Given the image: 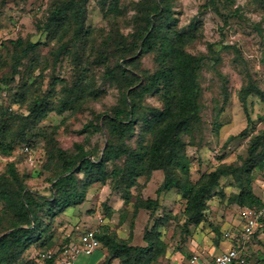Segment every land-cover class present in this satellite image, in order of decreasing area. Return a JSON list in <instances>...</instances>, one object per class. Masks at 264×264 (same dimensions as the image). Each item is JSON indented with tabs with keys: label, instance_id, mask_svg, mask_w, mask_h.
<instances>
[{
	"label": "rangeland",
	"instance_id": "1",
	"mask_svg": "<svg viewBox=\"0 0 264 264\" xmlns=\"http://www.w3.org/2000/svg\"><path fill=\"white\" fill-rule=\"evenodd\" d=\"M166 1L172 9L171 27L186 35L185 49L206 56L200 69V119L193 122L191 133L185 135L186 140L194 143L185 150L189 158L188 177L191 182H196L223 162L248 170L238 171L236 177H221L220 184L210 194L207 219L198 226L185 224L186 198L179 188L163 190L156 206L140 208L135 215L139 186L144 185L140 194L143 198L156 197L164 179L161 169L154 170L150 176L143 169L138 185L132 189L134 197L128 200L114 187L95 183L84 203L70 207L50 222L44 236L52 241V246L46 247L41 240L33 245L26 257L32 259L43 249L58 250L68 238L76 239L91 228L98 227L102 232L107 227L110 230L116 228V231L124 227L131 229L133 221L130 237L134 244L145 243L144 230L159 223L161 237L168 247L154 263L171 264L169 258L180 253L192 264L191 258L197 251L193 248H198V244L222 246L220 242L228 223H233L240 210L248 206L239 205L232 199L233 194L240 193L241 184L252 186L256 193L264 195L262 150L256 154L254 162L257 165L251 167L253 162L249 161L252 139L264 131V0ZM69 2L0 0V76L11 71L8 65L14 49L11 40L23 37L39 41V56L31 72L21 66L23 73L14 77L13 89H0V105L5 111L20 115L16 120H6L8 133L0 129V147L10 141L14 144L12 152L0 156V175L6 172L10 161H18L17 170L26 176L28 186L45 194L50 193L51 186V173L44 167L51 133L55 131L56 140L67 150L74 151L77 144L82 143L96 154H102L109 141L107 127L83 131V126L90 121L102 123L105 116L97 114L112 112L122 91L129 85L141 84L144 76L153 72L164 58L158 47L148 51L142 50L141 46V34L147 27L146 15L152 13V5L160 0H82L85 12L80 35L76 33V21L71 19L70 13V20L62 24L56 22L59 25L56 33L47 30L46 25L56 21L52 18L56 7L65 3L70 5ZM216 56L219 61L215 60ZM112 69L113 78L109 75ZM58 76L64 79V82H57L58 89L65 83L78 87L83 81L85 94L62 113L51 110L34 124L35 115L30 111L34 102L43 100L49 106L55 103V107L60 102V95L48 92L53 78ZM26 80H29L26 92L13 103L11 94ZM253 88L259 89L261 94L249 93ZM143 103L162 108V91L147 94ZM26 117L32 126L27 131L36 145L30 153H24L20 140L23 128L29 125L24 120ZM143 121L142 118L138 121L136 129L140 132L141 142L148 144L151 134L143 131ZM245 128L246 133L242 134ZM42 130L48 133V138ZM137 139L135 136L130 142L135 145ZM3 205L2 198L0 213ZM9 225L10 220L6 217L0 226L4 229ZM261 229L260 238L258 235L251 238L252 255L246 264H264V226ZM118 262L116 259L114 264ZM31 264L37 263L32 260Z\"/></svg>",
	"mask_w": 264,
	"mask_h": 264
},
{
	"label": "trees",
	"instance_id": "2",
	"mask_svg": "<svg viewBox=\"0 0 264 264\" xmlns=\"http://www.w3.org/2000/svg\"><path fill=\"white\" fill-rule=\"evenodd\" d=\"M214 1L211 0V2ZM69 3L70 5L65 3L56 7L52 17L56 21L46 25L47 30L56 33L59 29L56 22L62 24L70 20L68 19L70 13L73 17L71 19L76 21V33L81 34L80 32L84 29L81 20L85 12L84 5L82 0H70ZM151 11L152 13L146 15L147 27L141 34V46L142 50L148 51L158 47L160 55L164 56L160 65L153 72L147 73L141 84L126 87L112 112L97 114L105 116L102 121L104 124L90 121L82 128L85 131L87 128L96 130L103 126L107 127L109 141L103 153L98 155L82 143H78L74 151L67 150L58 143L54 131L47 140L48 157L44 163V167L51 173L49 194L28 186L26 176L17 170L18 161H10L6 172L0 175V203L2 198L4 200L3 210L0 213V225L6 217L10 220L8 227L3 229V226H0V264H31L32 260L35 262L38 252L32 259L26 257L27 253L41 240H44L46 247L52 246V241L49 238L45 239L44 236L50 227V222L70 207L84 203L90 187L95 183L114 187L123 194L125 200H128L134 197L132 189L138 185L143 169L149 176L154 170L161 169L164 171V179L156 191V197L143 198L140 194L144 185L139 186L138 194L135 196V215L140 208L151 209L156 206L163 190L179 188L186 198L183 211L186 218L185 224L198 226L207 219L208 200L213 188L220 184L221 177L229 175L236 177L238 171L248 170L247 167L223 162L211 172L204 173L196 182L190 181L187 174L189 158L185 150L188 145L194 143L192 140H186L185 135L191 133L193 122L200 119L202 90L200 69L206 56L196 55L185 49L186 35L171 27L172 9L166 0L155 2ZM11 42L14 45L8 60L11 71L0 76V89L7 87L12 90L11 83L14 82V77L23 73L21 66L31 72L39 56L37 51L39 41L18 37ZM25 59L27 61H24ZM215 60L219 61V56H216ZM122 70L123 73L127 72L126 68ZM113 74L114 69L109 71L111 78ZM58 81L64 82V79L59 76L54 77L48 92L50 95H60V102L56 104V107L55 103L49 106L43 103V100L34 102L30 110L35 115L34 119H31L34 124L51 110L62 113L85 94L83 81L78 87L76 84L74 87L65 83L61 89L57 88ZM28 82L29 80H26L18 84L19 90L11 94L13 103L18 101L19 95H24L29 86ZM30 86H32L31 83ZM159 91L163 94L162 108L148 107L143 103V97ZM248 92L261 94L257 88ZM19 116L13 111H5L0 105V129L8 133L9 127L6 126V120L13 121ZM141 118L144 119L143 131L151 134L148 144L141 142L140 132L136 129ZM24 120L29 125L23 128L20 134L21 147L24 151V147L29 146V151L24 153H30L36 145L27 131L28 127H32L29 117ZM250 121L251 118L248 116V122ZM246 130L247 128L242 131V134H245ZM42 132L44 137L48 138V133L45 130ZM135 136L138 139L133 145L130 140ZM13 148L12 141L2 144L0 156L2 153L12 152ZM249 150V161L253 162L252 167L257 165L254 161L260 150H262L260 158L264 157V131L252 139ZM240 186V193L232 195L234 202L242 206L248 204L249 207L264 205V200L252 186L244 184ZM263 226L264 218L252 236H257ZM133 229L132 221L131 232ZM98 238L108 250V256L102 264H112L116 258L120 259L122 264H153L166 253L168 247L167 242L161 237L159 223H155L151 229L144 230L143 245L134 244L131 237H120L116 230H110L108 227L98 233ZM71 241L72 239L68 238L59 246V249ZM245 255L248 263L252 253H245Z\"/></svg>",
	"mask_w": 264,
	"mask_h": 264
},
{
	"label": "built area",
	"instance_id": "3",
	"mask_svg": "<svg viewBox=\"0 0 264 264\" xmlns=\"http://www.w3.org/2000/svg\"><path fill=\"white\" fill-rule=\"evenodd\" d=\"M29 146L24 150L29 151ZM242 223V231L237 238V242L228 250L214 254L211 259H203L197 253L191 258L192 264H246L245 244L252 238L262 219L264 218V205L262 207L244 206L239 213ZM103 222V218H100ZM100 229L91 228L82 232L78 238L73 239L68 244L58 250H40L35 256L37 264H75L78 256L84 253H92L101 246L98 238Z\"/></svg>",
	"mask_w": 264,
	"mask_h": 264
},
{
	"label": "crops",
	"instance_id": "4",
	"mask_svg": "<svg viewBox=\"0 0 264 264\" xmlns=\"http://www.w3.org/2000/svg\"><path fill=\"white\" fill-rule=\"evenodd\" d=\"M153 181V179L151 180V182ZM149 182L147 185H150ZM256 192V191H255ZM264 193V192H263ZM258 194V193H257ZM263 200H264V195H260ZM97 228V227H96ZM116 228H114L115 230ZM117 230V229H116ZM262 230V229H261ZM101 231V229H100ZM242 231V223L240 221V217H237V219L234 220L233 223H228V227L226 229V231L224 232L223 235V240L220 242L222 244V246H220L219 248L216 247V245H207V244H198V248L195 247L193 248L195 251V253L199 254L201 256V258L203 259H211L212 256L214 254L223 252L225 250H228L230 247H232L236 242H237V238L239 237L238 234H240ZM118 235L122 238H129L131 236V229L124 227L122 230L118 229ZM258 237L260 238V234L258 235ZM251 238L249 240V242H247L244 246H245V252L246 253H251V246H249V243H251ZM139 245H143V241H141L140 243H137ZM194 253V254H195ZM108 256V250L106 247L104 246H100L97 249H95L92 253H84L81 254L80 256L77 257L75 264H102V262L105 260V258ZM118 259V258H116ZM116 259L113 260L112 264H114L116 262ZM170 259L171 264H190L188 262V260L182 258V255L180 253H175ZM119 262L118 264H122L120 259H118ZM102 261V262H101ZM154 264H160L159 263H154Z\"/></svg>",
	"mask_w": 264,
	"mask_h": 264
}]
</instances>
